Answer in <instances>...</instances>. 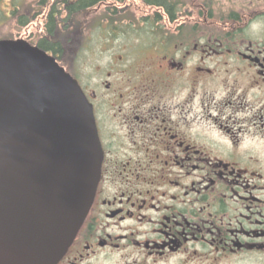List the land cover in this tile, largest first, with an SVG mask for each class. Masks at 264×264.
Segmentation results:
<instances>
[{"label":"flooded vegetation","instance_id":"obj_1","mask_svg":"<svg viewBox=\"0 0 264 264\" xmlns=\"http://www.w3.org/2000/svg\"><path fill=\"white\" fill-rule=\"evenodd\" d=\"M0 40L93 107L101 177L56 264H264V0H0Z\"/></svg>","mask_w":264,"mask_h":264},{"label":"water","instance_id":"obj_2","mask_svg":"<svg viewBox=\"0 0 264 264\" xmlns=\"http://www.w3.org/2000/svg\"><path fill=\"white\" fill-rule=\"evenodd\" d=\"M103 150L92 104L47 52L0 40V264H56L93 203Z\"/></svg>","mask_w":264,"mask_h":264},{"label":"rangeland","instance_id":"obj_3","mask_svg":"<svg viewBox=\"0 0 264 264\" xmlns=\"http://www.w3.org/2000/svg\"><path fill=\"white\" fill-rule=\"evenodd\" d=\"M91 16V13L88 15V17ZM75 44V43H74ZM94 44L95 42L91 41L88 43L89 45V52H85L82 56L80 57H75V58H71V57H68V58H64L62 59L64 61V63L66 64H72L73 66H75L76 68H78V63L80 62H86V66L88 68H90L92 66L93 63H95V58L91 55L92 54V50L94 49ZM91 51V52H90ZM70 64V65H71Z\"/></svg>","mask_w":264,"mask_h":264}]
</instances>
